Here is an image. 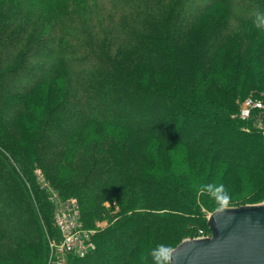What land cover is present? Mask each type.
Listing matches in <instances>:
<instances>
[{"label": "trees", "instance_id": "1", "mask_svg": "<svg viewBox=\"0 0 264 264\" xmlns=\"http://www.w3.org/2000/svg\"><path fill=\"white\" fill-rule=\"evenodd\" d=\"M135 1L121 0L111 8L112 16L89 11L76 13L73 23L43 25L58 0H16L14 8L0 0V264L47 263L44 228L60 237L33 171L58 169L75 154L69 147L88 124L106 132L97 153L77 154L90 170L66 188L79 195L86 228L93 229L101 213L97 194L112 189L129 214L96 231L93 251L70 257L69 264H136L142 257L152 264L157 245L176 247L194 234L202 224L182 213L198 214L190 207L200 188L211 185L210 174L197 167V154L203 166L222 165L225 174L248 177L264 188V135L245 133L239 119L231 118L236 96L253 85L250 65L234 63L245 70L222 75L224 68L214 69L213 56L246 27L242 49L257 41L256 54L264 52V1ZM26 10L30 16L22 23ZM259 73L264 78L263 68ZM54 83L62 86L49 92ZM39 95L45 108L24 129V116L33 114L28 100ZM171 149L181 156L174 168L160 162V153ZM144 159L151 167L159 165L150 177L137 176L130 167ZM23 175L34 184L27 187ZM181 217L194 227L174 228Z\"/></svg>", "mask_w": 264, "mask_h": 264}, {"label": "rangeland", "instance_id": "2", "mask_svg": "<svg viewBox=\"0 0 264 264\" xmlns=\"http://www.w3.org/2000/svg\"><path fill=\"white\" fill-rule=\"evenodd\" d=\"M121 0H58L55 7L57 8H50L52 9L51 12H49V9H42L44 11H48V15L46 17V20L44 17L42 18V24L48 25L49 23L52 24V22H66V23H73L78 21L77 18H75V14H86V12H93V16H103L105 17V14H110L112 16V7L117 5ZM135 1V0H134ZM165 1V0H164ZM264 1V0H263ZM7 5H9L10 8L16 7V0H6ZM137 2V1H135ZM140 5L142 4V1L139 0ZM203 4H201L202 6ZM166 8H168V3H165ZM258 14V10L256 12ZM260 14L262 12H259ZM10 13H8L9 15ZM29 10H26L20 17V22H26L27 20L23 21V17L27 18L30 15ZM32 16V15H31ZM45 21V22H44ZM246 29V31H245ZM248 32V27L242 29L241 34L238 35V33L231 34V36L225 40V43L223 44V47L220 48L219 53H215L214 56V69L217 68H224L220 71V74L226 75L227 73L231 72L232 69L237 72H243L245 69L242 67L237 68L234 63L240 62L243 66L250 65L251 71H248L247 73H250L252 79H253V85L252 87L255 89H251V86H245L243 91H240V93L236 96L234 104L236 109L233 113L231 118L235 120V118L239 119V115L241 112V109L244 107L245 102L249 98H254L255 100H260L264 104V78H262V75L259 73V69H264V52L260 51L258 54H256V50L258 47H256V42H251V45L245 49H242L244 45L245 40H248L246 36ZM241 47L240 50V56H236L237 50ZM20 55V54H17ZM38 55V54H37ZM16 56V54H14ZM39 56V55H38ZM212 56V57H213ZM229 59V62L226 60H223L224 58ZM237 59H239L237 61ZM210 64H213V59L211 60ZM220 66V67H219ZM234 66V67H233ZM261 67V68H260ZM54 83L51 85L50 90H56L61 85H59L57 88L55 87ZM43 91V87L41 89V92ZM40 92V93H41ZM43 95V94H42ZM48 95V92H47ZM46 95V97H47ZM41 95H39L38 99L36 98L35 102L32 99H29V106L31 110L33 111V114L31 116H24V118L27 119V123L24 125V129L29 128L34 123L33 116H36L37 110L40 109V112L44 110L45 105L41 101H39ZM44 97L45 101L47 98ZM43 100V99H42ZM38 106H37V105ZM36 105V106H34ZM41 105V107H40ZM264 106V105H263ZM253 121H263L264 122V111H254L252 112ZM237 125L240 128V130L244 131L245 133H250L254 129L251 127L250 122H241V119L237 120ZM241 122V123H240ZM251 127V128H250ZM100 128V127H99ZM255 131V130H254ZM106 129L104 127L103 132H101L100 129H98L93 124H88L85 127H82V130L78 131L75 142L69 147L70 151H73L75 154L68 156L66 159L64 158L62 165L58 166V169L54 170L51 173H46V171L42 170L39 167H35L33 171V175L36 179H34V182L36 183L37 187L40 190H43L42 188V182L41 179L44 180V182L49 185L51 188H53L59 197H61L63 200H67L69 198H73L77 201H79L78 194H73L72 189L66 188V185L68 182L71 181L72 178H74L76 175H80L84 177L87 172L90 170L89 166H85L86 163L78 162L77 161V154L81 151L85 153V156H89L91 154L97 153L100 145V136L101 134L105 133ZM261 133V132H260ZM262 134V133H261ZM263 135V134H262ZM108 148V147H107ZM154 148V146L152 147ZM222 151V150H220ZM156 152H158V149H156ZM165 152L163 150L160 155H163L160 157V162L168 165L170 163L169 167L174 168L180 161L181 156L179 154L178 150L171 149L170 151ZM81 156V155H80ZM169 156V157H168ZM197 161V167L201 168L204 173L210 174V182L213 186L222 185V191L217 194L215 198H213L211 195H209L206 191H204V188H200V191L198 192L197 198L193 202V206L198 210V214H196V211L194 209H191L190 211H184L182 215L184 217H194L196 220H199L200 225L199 228L195 227L194 234L188 235L183 238V240L186 239H195L201 236L207 237L210 235V231L207 232V220L213 211L224 208V207H240L244 205H256V204H264V188L262 187V183L257 184V181H253L248 177L245 176H239L237 175H231L230 173H226V169L224 166H212L207 165L203 166L201 158L198 156L196 157ZM92 164V161L89 162ZM130 164H132L130 167L133 169L132 172H134L137 176L142 177H150V174H155V172L158 170V164L155 163L153 167L150 166V164H146V159L144 160H136L131 161ZM178 168V167H177ZM24 176V177H23ZM22 178L25 182V185L27 187H30L29 184L32 186L34 182L33 180H28L29 178L25 175H23ZM26 177L28 179H26ZM25 178V179H24ZM27 180V181H26ZM30 181V182H28ZM61 189V190H60ZM62 191H69V194L71 197L69 198H63L61 194ZM116 190L112 189L109 192L105 194H97L99 196V199L102 200L101 207V213H99V216H97L94 222V227L97 232L100 230H104L111 225H113L118 219H121L124 215L129 214V210H124L122 207V203H119L116 199L118 197V193H115ZM204 194V195H203ZM203 195V196H202ZM200 196H202L200 198ZM97 198V197H95ZM104 200V201H103ZM206 204H212L213 209H207ZM123 215V216H122ZM184 217L178 218L177 220H174L175 223H173L172 226L174 228L179 227H194V224L191 220L186 219ZM45 223V222H44ZM43 224V221H42ZM206 224V227H205ZM46 227V223H45ZM92 229V228H91ZM209 230V229H208ZM45 232V238H47V242H45L47 245L49 244L48 239H51L52 241H57L58 239L56 236H53V229L51 228L48 230V228H44ZM193 233V230H192ZM202 238V237H201ZM182 240V241H183ZM46 241V240H45ZM177 243V242H175ZM180 243V242H179ZM178 243V244H179ZM174 242L166 243L167 251L171 248H175L173 246ZM172 250V249H171ZM170 250V251H171ZM170 251H168L170 253ZM143 255V254H142ZM169 255V254H168ZM136 264H150L144 261L143 257L136 261Z\"/></svg>", "mask_w": 264, "mask_h": 264}, {"label": "water", "instance_id": "3", "mask_svg": "<svg viewBox=\"0 0 264 264\" xmlns=\"http://www.w3.org/2000/svg\"><path fill=\"white\" fill-rule=\"evenodd\" d=\"M207 227L209 236L173 248L169 264H264V204L217 209Z\"/></svg>", "mask_w": 264, "mask_h": 264}, {"label": "built area", "instance_id": "4", "mask_svg": "<svg viewBox=\"0 0 264 264\" xmlns=\"http://www.w3.org/2000/svg\"><path fill=\"white\" fill-rule=\"evenodd\" d=\"M263 105L260 100L249 98L241 109L239 119L250 122L254 130L264 135V122L253 121L252 116L254 111H264ZM41 181L43 191L52 205L53 222L60 237L57 241L48 239L49 254L46 264H69L70 257H85L95 248L96 230L86 228L83 224L77 200L73 198L63 200L43 179Z\"/></svg>", "mask_w": 264, "mask_h": 264}, {"label": "clouds", "instance_id": "5", "mask_svg": "<svg viewBox=\"0 0 264 264\" xmlns=\"http://www.w3.org/2000/svg\"><path fill=\"white\" fill-rule=\"evenodd\" d=\"M203 187H204V191H206L213 198H215L217 194L222 191L223 188L222 185H218V186L205 185ZM151 260H152V264H169V255L166 246L160 244L157 245L154 249H152Z\"/></svg>", "mask_w": 264, "mask_h": 264}]
</instances>
